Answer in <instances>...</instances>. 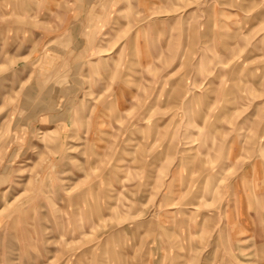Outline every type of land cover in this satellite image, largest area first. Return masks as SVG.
Here are the masks:
<instances>
[{
	"label": "rangeland",
	"instance_id": "obj_1",
	"mask_svg": "<svg viewBox=\"0 0 264 264\" xmlns=\"http://www.w3.org/2000/svg\"><path fill=\"white\" fill-rule=\"evenodd\" d=\"M0 264H264V0H0Z\"/></svg>",
	"mask_w": 264,
	"mask_h": 264
}]
</instances>
